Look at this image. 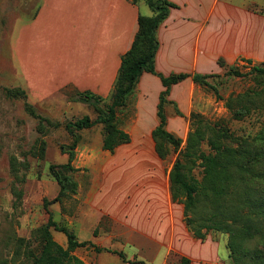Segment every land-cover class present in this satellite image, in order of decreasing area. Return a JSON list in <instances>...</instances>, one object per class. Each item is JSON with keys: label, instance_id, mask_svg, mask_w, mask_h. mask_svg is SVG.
I'll list each match as a JSON object with an SVG mask.
<instances>
[{"label": "rangeland", "instance_id": "rangeland-1", "mask_svg": "<svg viewBox=\"0 0 264 264\" xmlns=\"http://www.w3.org/2000/svg\"><path fill=\"white\" fill-rule=\"evenodd\" d=\"M39 4L40 0H0V264H32L41 249L37 231L50 217L68 226L79 240H92L99 247L112 250L98 252L91 246L76 249L74 253L89 264H133L142 260L139 256L131 257L138 252L145 256V264H162L164 250L159 252V245L152 244L151 240L141 235L145 246L138 248L129 244L139 236L127 224L123 225L122 217L148 201L128 199L127 192L152 181L154 176L148 173L152 171L157 172V183H166L178 152L171 148L166 158L158 160L153 136L139 132L135 117L121 114L122 124L131 134V141L120 145L122 157L118 151L103 148V125L78 131L81 138L72 162L76 170L71 173L77 192L54 201L61 186L51 167L62 170L60 166L68 163L69 147L73 143L66 124L85 115L96 118L98 110L93 103L79 100L78 90L72 86L44 100H33L23 93L12 59L11 40L16 24L30 19ZM255 5L264 11V0H257ZM250 62L243 58L214 72L207 80L218 94L212 87L194 82L193 97L187 106L169 97L182 112L179 116L174 104L168 106L171 120L168 128L183 139L182 150L189 133L197 126L205 131L201 149L207 153L211 151L212 140L237 146L239 138L264 135V108L253 107L241 117H235L232 112L237 107L239 94L257 88L259 80L264 81L248 73L253 64L259 63ZM231 65L245 75L236 76L230 70ZM256 99L257 105L264 103ZM221 129L227 130L228 135L220 134ZM193 169L195 174L201 173V158L196 160ZM190 232L198 244H210L209 258L201 257L195 264H232L228 233L209 230L205 239H199ZM52 233L59 243L67 245L63 232L52 229ZM213 244L219 246L216 255ZM114 251H123L127 261ZM180 257L181 252L171 250L165 264H174Z\"/></svg>", "mask_w": 264, "mask_h": 264}, {"label": "crops", "instance_id": "crops-1", "mask_svg": "<svg viewBox=\"0 0 264 264\" xmlns=\"http://www.w3.org/2000/svg\"><path fill=\"white\" fill-rule=\"evenodd\" d=\"M170 1L176 6L158 29V72L166 76L220 72V58L229 64L241 58L264 62V11L255 5L257 0ZM140 14H153L145 0L138 4L131 0H40L35 14L16 24L11 40L16 74L29 98L44 100L68 86L108 97L122 55L130 49L138 31ZM194 85L191 77L175 84L171 98L187 106ZM163 89L160 77L149 72L142 74L134 116L142 134L152 135L158 125L157 110ZM115 151L122 157L121 146ZM155 152L162 160L156 149ZM148 173L153 174L152 181L127 192L128 199L148 200L142 208L138 206L122 217L123 225L127 224L139 236L129 244L145 246L141 235L151 240L159 245V252L164 250L162 264L171 250L189 257L191 264L201 257L207 260L210 244H198L186 228L184 206L172 200L169 173L166 183L155 181L157 172ZM211 247L216 255L219 246ZM135 256L146 260L140 252L131 255Z\"/></svg>", "mask_w": 264, "mask_h": 264}, {"label": "trees", "instance_id": "trees-1", "mask_svg": "<svg viewBox=\"0 0 264 264\" xmlns=\"http://www.w3.org/2000/svg\"><path fill=\"white\" fill-rule=\"evenodd\" d=\"M131 1L138 4L140 0ZM145 1L153 14L139 15L138 31L132 46L122 55L111 94L105 98L91 91H77L79 100L96 105L98 115L96 118L85 115L66 124L73 143L69 147L68 163L60 166L62 170L51 167L53 176L61 186L54 201H60L65 195L77 192V183L71 173L76 170L72 162L81 138L78 131L98 124L103 125V148L110 152L131 141V134L126 130L125 124H122L121 114H127L130 118L135 116L138 83L142 74L149 72L160 77L164 86L158 103V125L152 136L161 158H166L171 148L178 152L169 173L170 192L174 202L183 204L187 226L199 239H205L209 230L228 233L232 264H264V135L239 138L237 146L223 145L212 140L211 151L207 153L201 149L205 131L197 126L189 133L185 148L181 149L183 139L168 128L170 104H174L177 115H182L177 103L169 98L172 88L191 77L196 84L210 86L218 94L216 87L207 80L215 74L181 72L166 76L157 71L156 56L160 47L158 29L176 4L170 0ZM218 63L223 69L229 65L223 58ZM230 70L236 76L245 75L235 65H231ZM248 73L254 74L256 78H264V63L253 64ZM22 91L27 95L24 88ZM256 98L264 101L263 80L258 81L257 88L236 97L237 107L233 109V115L241 117L253 107L264 108V103L257 105ZM102 102L105 105L101 106ZM219 132L228 135L227 130L221 129ZM198 158L202 159L203 170L197 175L193 168ZM52 229L66 235V246L54 238ZM37 232L41 236V249L33 257L32 264H87L74 253L76 249L91 246L98 252L112 251L99 247L91 240H79L73 230L58 224L52 217ZM117 253L127 261L123 252ZM132 263L145 264V261ZM174 264H191V259L182 256Z\"/></svg>", "mask_w": 264, "mask_h": 264}]
</instances>
